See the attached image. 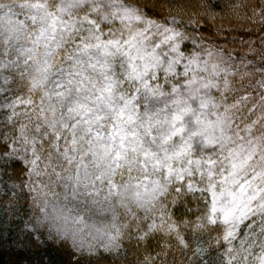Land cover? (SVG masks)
<instances>
[{
    "label": "snow or ice",
    "instance_id": "obj_1",
    "mask_svg": "<svg viewBox=\"0 0 264 264\" xmlns=\"http://www.w3.org/2000/svg\"><path fill=\"white\" fill-rule=\"evenodd\" d=\"M9 264H264V0H0Z\"/></svg>",
    "mask_w": 264,
    "mask_h": 264
},
{
    "label": "trees",
    "instance_id": "obj_2",
    "mask_svg": "<svg viewBox=\"0 0 264 264\" xmlns=\"http://www.w3.org/2000/svg\"><path fill=\"white\" fill-rule=\"evenodd\" d=\"M14 259L15 257L7 251L6 246L4 249H0V264H9V262Z\"/></svg>",
    "mask_w": 264,
    "mask_h": 264
}]
</instances>
